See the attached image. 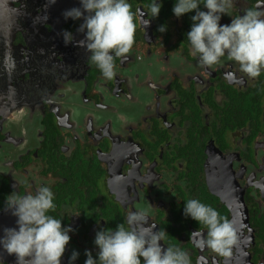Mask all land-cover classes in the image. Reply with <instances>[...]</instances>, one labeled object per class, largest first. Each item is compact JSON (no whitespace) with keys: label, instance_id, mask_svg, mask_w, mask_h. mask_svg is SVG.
<instances>
[{"label":"flooded vegetation","instance_id":"1","mask_svg":"<svg viewBox=\"0 0 264 264\" xmlns=\"http://www.w3.org/2000/svg\"><path fill=\"white\" fill-rule=\"evenodd\" d=\"M128 2L134 43L108 79L84 48L63 42V30L84 38L83 19L63 16L80 0H56L46 20L37 17L47 0H0V236L18 227L6 197L48 186L49 214L73 229L61 264L74 250L72 264H85L86 250L98 259L96 232L129 227L134 212L147 221L132 228L164 229L161 244L190 264H264V70L251 78L227 55L204 66L186 38L195 10L177 18L175 0H162L151 18V0ZM256 3L232 0L220 23ZM188 199L233 221L230 257L199 245L207 229L183 215ZM0 264H17L15 254L0 248Z\"/></svg>","mask_w":264,"mask_h":264},{"label":"clouds","instance_id":"2","mask_svg":"<svg viewBox=\"0 0 264 264\" xmlns=\"http://www.w3.org/2000/svg\"><path fill=\"white\" fill-rule=\"evenodd\" d=\"M56 0H47V8ZM232 0H175L173 14L180 18L193 12L192 24L186 38L191 45L192 54L204 66H212L227 55L228 59L238 63L240 71L256 78L264 70V0H257L253 8L243 15L233 17L230 24H221L222 16L228 13ZM203 5L207 11L201 10ZM81 7H73L63 12L65 20L83 19L78 31L84 34L81 40H75L72 32L63 30L61 36L65 45L75 44L90 53L88 60L100 69L105 78L114 75V58H124L131 50L136 32L135 13L128 0H80ZM162 7L157 0H151L149 6L151 18L159 15ZM145 14L142 15L145 17ZM150 21L145 20L148 25ZM160 32L166 31L161 25ZM6 71L15 68L10 53L4 60ZM14 193V192H13ZM6 197V208L17 217L18 227L5 228L0 236V248L8 254H15L17 264H61L65 246L69 243L71 226H63L61 219L50 215L56 205L55 196L48 186H40L34 194ZM186 218L203 225L206 235L200 234L199 245L207 247L224 257L232 255L237 243V231L233 221L221 216L210 205L198 199H188L183 208ZM142 212H134L127 223L117 225L115 230L101 229L96 232L94 244L98 247V259L86 250L85 264H190L185 251L175 246L161 244L167 232L164 229L154 231L155 225L136 230L133 224L146 223ZM79 256L73 251L70 264ZM143 258V259H141Z\"/></svg>","mask_w":264,"mask_h":264}]
</instances>
